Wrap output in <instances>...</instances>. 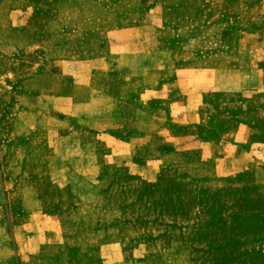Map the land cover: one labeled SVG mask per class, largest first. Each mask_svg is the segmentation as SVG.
<instances>
[{"label":"rangeland","instance_id":"374dc122","mask_svg":"<svg viewBox=\"0 0 264 264\" xmlns=\"http://www.w3.org/2000/svg\"><path fill=\"white\" fill-rule=\"evenodd\" d=\"M14 1L22 64L108 56L112 118L56 125L1 65L0 264H264V0Z\"/></svg>","mask_w":264,"mask_h":264},{"label":"crops","instance_id":"0c3cea01","mask_svg":"<svg viewBox=\"0 0 264 264\" xmlns=\"http://www.w3.org/2000/svg\"><path fill=\"white\" fill-rule=\"evenodd\" d=\"M19 4L14 0L9 3L6 0H0V74H3L1 65L6 61L14 67L4 69V74L11 72L14 76L22 78L23 92L17 97L20 105H25L22 108L25 109L28 106L27 108L33 112L41 113L40 108L47 107L51 114V121L59 126H64L71 118L90 119L97 122L112 118L110 109L103 108L98 98L101 92L108 89L105 86L106 80L101 84L97 79V75L101 76L107 71V55L100 53L82 57L68 55L62 52L61 46L50 43V39L47 38L48 34L47 40L45 38L47 51L45 58L41 61H37L36 58L32 61L29 58L27 64H22L21 59L13 57L15 52L20 53L21 49L30 51L38 46L37 41L32 43L30 41L32 31L29 28L32 26L26 17L22 16ZM108 50L109 52L114 51L113 47ZM35 116V125L32 128L36 126L39 128L40 114L36 113ZM95 129L98 134L92 133H95L94 136H99L100 129L97 127ZM82 132L83 130L80 129L60 131L59 136L63 140H77ZM83 145L84 150L87 144ZM78 146L80 148V142ZM89 166L97 173L100 170L99 163L90 162ZM90 201L86 197L80 200L81 205L84 206L87 204L91 206L88 203Z\"/></svg>","mask_w":264,"mask_h":264}]
</instances>
